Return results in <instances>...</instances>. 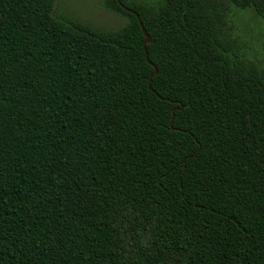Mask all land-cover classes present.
Instances as JSON below:
<instances>
[{
  "label": "trees",
  "instance_id": "trees-1",
  "mask_svg": "<svg viewBox=\"0 0 264 264\" xmlns=\"http://www.w3.org/2000/svg\"><path fill=\"white\" fill-rule=\"evenodd\" d=\"M121 2L153 64L118 0H0V264H264V0Z\"/></svg>",
  "mask_w": 264,
  "mask_h": 264
},
{
  "label": "rangeland",
  "instance_id": "rangeland-1",
  "mask_svg": "<svg viewBox=\"0 0 264 264\" xmlns=\"http://www.w3.org/2000/svg\"><path fill=\"white\" fill-rule=\"evenodd\" d=\"M143 1L153 3L157 0ZM54 15L86 23L96 30L116 29L127 22V18L109 8L105 0H54ZM231 23L248 55L264 66V18L251 8L239 9L231 17Z\"/></svg>",
  "mask_w": 264,
  "mask_h": 264
},
{
  "label": "water",
  "instance_id": "water-1",
  "mask_svg": "<svg viewBox=\"0 0 264 264\" xmlns=\"http://www.w3.org/2000/svg\"><path fill=\"white\" fill-rule=\"evenodd\" d=\"M118 2L122 5L123 8H125V9L131 11L132 13H134V14L136 15V17H137V19H138V21H139V23H140V26H141V28H142V30H143V33H144V35H145V40H144L143 46H144V48H145L146 59L148 60V62H149L150 64H153V63L150 61L149 57H148V52H147V49H146V44L150 41V36H149L148 32L146 31V29H145V27H144V24H143V22H142V20H141V18H140V15H139L138 12H136L135 10L130 9L129 7H126L125 5H123L122 2H121V0H118ZM157 71H158V69L155 67V70H154L153 74H152L151 77H150V82H149V84H151V79H152V77L154 76V74L157 73Z\"/></svg>",
  "mask_w": 264,
  "mask_h": 264
}]
</instances>
